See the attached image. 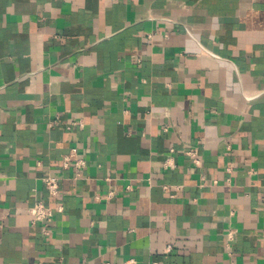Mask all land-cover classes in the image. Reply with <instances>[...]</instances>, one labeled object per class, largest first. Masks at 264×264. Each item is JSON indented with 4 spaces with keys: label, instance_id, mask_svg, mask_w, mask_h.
Here are the masks:
<instances>
[{
    "label": "crops",
    "instance_id": "obj_1",
    "mask_svg": "<svg viewBox=\"0 0 264 264\" xmlns=\"http://www.w3.org/2000/svg\"><path fill=\"white\" fill-rule=\"evenodd\" d=\"M262 197L264 0H0V264H264Z\"/></svg>",
    "mask_w": 264,
    "mask_h": 264
},
{
    "label": "built area",
    "instance_id": "obj_2",
    "mask_svg": "<svg viewBox=\"0 0 264 264\" xmlns=\"http://www.w3.org/2000/svg\"><path fill=\"white\" fill-rule=\"evenodd\" d=\"M169 152H172V150H170ZM70 164H72L77 169L81 168L84 165V159L80 155L77 154V151L75 148H70L68 152H66L63 155V158H62L63 167L67 168L69 167ZM164 166L168 168L174 166V159L171 154L165 158ZM75 176L76 177L80 176V172L77 171L75 173ZM43 181H44V184L46 186V189L49 195L55 196L56 194L60 192L59 180L57 177L46 175L43 178ZM164 188H166V186H164ZM262 202H264V197H262ZM54 209L58 211V210H61V207L60 205H57L55 208H53V207L47 206L41 201H35L34 203L28 206V210L32 215V222L40 223L43 226L44 232H45L46 226L50 223V221L53 218ZM226 235H227V238L231 240L234 237V230L229 229ZM166 250L170 251L171 247L166 246Z\"/></svg>",
    "mask_w": 264,
    "mask_h": 264
}]
</instances>
